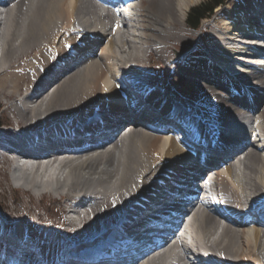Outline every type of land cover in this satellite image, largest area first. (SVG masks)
I'll return each mask as SVG.
<instances>
[{"label":"bare ground","instance_id":"bare-ground-1","mask_svg":"<svg viewBox=\"0 0 264 264\" xmlns=\"http://www.w3.org/2000/svg\"><path fill=\"white\" fill-rule=\"evenodd\" d=\"M118 1L124 23L117 22L116 28L117 14L109 9L101 15L88 0L0 2V92L7 98L6 108L21 116L17 127L0 128V147L6 148L0 150V162L8 159L13 185L40 197L49 194L64 200V215L50 225L65 234L61 238L60 231L43 227L40 238L34 239L27 225L14 226L0 213V264H65L66 258L86 264L116 260L126 264L141 244L135 241L138 226L120 238L107 237L108 232L124 225L133 210L166 195L167 185L195 177H205L206 182L195 190L191 202L176 207L185 214L179 228L190 239L189 256H198L201 247L224 264H264V64L248 63L259 60L257 52L264 57V49L250 44L255 38L264 39V18L258 16L264 0H247L248 6L236 4L232 9L228 4V11L221 13L226 17L222 28L209 39L210 50H182L176 55L167 46L176 37L171 28L184 23L191 0ZM244 37L251 40L242 42ZM149 46L171 76L181 73L204 89L194 101L171 94L165 82L151 77L145 67ZM233 62L240 67L221 66ZM129 74L139 78L151 101L162 105L167 119H179L187 129L200 123L194 129L203 137L210 135L207 146L200 142L201 164L176 142L175 134L142 118L136 125L124 124L137 113L142 97L125 78ZM33 78L22 91L20 81ZM247 106L252 113L245 114ZM172 108L181 117L171 113ZM214 113L222 122L211 120ZM112 121L128 126L127 140L104 138L65 150L59 157H28L26 162L9 156L12 149L23 153L28 145L21 139L8 143L11 130L67 146L64 134L60 135L64 128L103 138L109 131L105 123ZM227 123L236 128L224 137L223 130H230ZM218 155L228 159L213 163ZM206 186L210 194L200 199ZM231 205L240 207V213L245 209L262 216L243 214L220 221L217 211ZM175 241L174 236L169 243L151 245L142 260L129 264L188 262L185 254L173 250ZM122 242L119 249L104 247ZM88 244L105 245L94 256L85 249Z\"/></svg>","mask_w":264,"mask_h":264},{"label":"rangeland","instance_id":"rangeland-1","mask_svg":"<svg viewBox=\"0 0 264 264\" xmlns=\"http://www.w3.org/2000/svg\"><path fill=\"white\" fill-rule=\"evenodd\" d=\"M202 1L205 0H191V2L188 3V8L185 10L183 15L184 23H177L176 26L171 28L173 30V35L176 37H172V40L168 42L167 46L169 49L174 51V54L175 52L176 54L177 52L180 53L182 50H191L194 52L196 48L200 52L202 51L204 53L208 49L210 50L212 43L209 39H214V34L216 32L215 29L219 28L218 30H220L222 28L226 17L221 13H226L228 11L227 5L229 4L230 8L232 9L236 4H242L245 6H248L249 4L247 0H226L220 7L221 9H219L218 5L216 6V8L219 10H217L213 16L209 18L208 15L202 19L204 25L202 24L200 28L194 29L193 27H189L186 23L187 13L193 6L199 4ZM148 49L149 50H147L146 57L148 58L147 60L149 63L146 62L145 67H147V69L150 71L151 77L165 82L163 84L167 85L166 87L168 88L169 92H171V94L176 93L174 95H180L181 98L183 96L184 100L190 102L194 101L196 96L203 92L204 89H202L199 84L194 82V80L191 78L189 79V77L181 73L171 76L168 72V67L165 65L164 61L158 57L155 49L152 46H149ZM227 66L234 69L240 67V63L233 62V64L231 63ZM34 80V78L32 80L22 79L20 81V83L23 85L21 90L24 91L29 84L34 82ZM11 100L12 99H10V101ZM6 101L7 98H5V96L0 92V120L9 121V123L2 126V128H15V125L17 127V121L21 116H19L18 111L14 112L13 109L10 110V108H6ZM210 117L213 121L218 123L222 122L221 117L217 113H214L213 116L210 115ZM123 140H127V135L123 137ZM9 173L10 164L8 159H6L5 161L0 162V213L6 217H9L10 223L14 226L18 224L23 228L25 225H27V230L30 231L32 236H34V239L40 238L43 227H51L56 231H60L59 228L50 224L58 221L64 215V209L62 208V203L64 200L62 199L59 201V198L49 194L43 195L42 198L38 195H34L24 187L15 186L12 184L13 173L11 175H9ZM64 235L60 231L59 236L64 238ZM25 236H27V234Z\"/></svg>","mask_w":264,"mask_h":264},{"label":"trees","instance_id":"trees-1","mask_svg":"<svg viewBox=\"0 0 264 264\" xmlns=\"http://www.w3.org/2000/svg\"><path fill=\"white\" fill-rule=\"evenodd\" d=\"M226 0H205L193 6L187 13V22L190 27L197 28L201 20L210 15L217 5Z\"/></svg>","mask_w":264,"mask_h":264}]
</instances>
